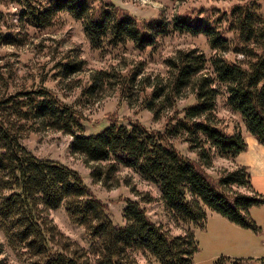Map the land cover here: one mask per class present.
Listing matches in <instances>:
<instances>
[{
	"label": "trees",
	"instance_id": "16d2710c",
	"mask_svg": "<svg viewBox=\"0 0 264 264\" xmlns=\"http://www.w3.org/2000/svg\"><path fill=\"white\" fill-rule=\"evenodd\" d=\"M0 45L14 42L15 35L1 25ZM28 14L40 26L48 25L58 11L81 20L84 33L94 48L116 46L131 41L136 48L153 46L158 35L172 31L203 33L210 45H226L239 55L206 59L196 48L179 49L166 57L167 77L148 85L144 107L154 116L172 108L190 89L194 102L173 116L163 131L145 127L138 121L127 124L110 120L94 133L85 134L80 114L44 86L27 88L0 97V231L8 248L23 264H138L134 253L141 252L156 264H193L197 243L194 228H203L207 212H215L242 228L260 231L251 218V206L264 205V194L251 186L245 165L221 169L215 177L205 168L214 156L233 159L247 148L246 135L264 146V13L259 0H242L221 10L216 17L206 12L184 14L170 22L139 20L111 0H49ZM62 76L82 69V59L61 61ZM139 65L131 73L119 75V90L127 94L143 79ZM116 75L97 70L90 76L89 93L101 88ZM142 78V77H141ZM128 92V93H127ZM224 96L225 105L237 114L244 130L225 129L212 121L216 100ZM24 121L72 136L69 148L83 155L91 165L90 177L104 186L114 179L120 166L137 172L154 183L163 206L183 232L172 234L153 221L140 200L125 199L122 224H114L107 207L96 198L79 173L71 167L41 158L20 143ZM171 122V121H169ZM186 134L197 148L196 157L181 153L171 141ZM246 187V192L233 189ZM64 205L70 220L85 226L89 248L78 247L64 235L47 214L48 209ZM4 247L0 242V255ZM264 264V256L217 257L213 264ZM0 264H6L0 258Z\"/></svg>",
	"mask_w": 264,
	"mask_h": 264
},
{
	"label": "rangeland",
	"instance_id": "374dc122",
	"mask_svg": "<svg viewBox=\"0 0 264 264\" xmlns=\"http://www.w3.org/2000/svg\"><path fill=\"white\" fill-rule=\"evenodd\" d=\"M3 17L1 25L15 35L14 42L0 45V97L19 93L27 88L44 86L57 95L64 103L72 106L81 116L84 133H94L108 125L110 120L127 124L138 121L145 127L163 131L173 116H181L183 107L194 102L190 89L183 91L175 106L160 110L157 116L144 107V97L151 85L158 79L167 77L164 63L166 57L174 55L179 49L196 48L206 59L214 56L236 57L226 45L212 47L210 38L203 33L172 31L158 35L153 46L136 48L131 41L116 46L94 48L87 39L81 20L72 17L66 11H58L48 25L36 24L28 14L29 5L35 10L49 0H1ZM117 7L128 11L139 20L162 19L170 22L176 16L199 13L216 17L221 10L242 0H111ZM264 13V0H259ZM82 59L80 71L64 77L61 74L60 62L66 59ZM142 65L137 83L128 96L122 93L119 86V75L131 73ZM110 70L116 76L101 88L89 93L87 86L90 76L97 70ZM142 77V78H141ZM171 121V122H169ZM212 121L231 130L244 126L237 114L225 105L224 96H218ZM20 132V143L31 153L41 158L59 161L76 170L92 194L107 207L114 224H122V209L125 199H142L147 195L151 200L141 201L148 216L168 228L174 234L183 232L185 226L175 223L167 214L160 199L157 186L143 179L133 169L120 166L107 186L90 177V163L84 161L83 155L72 152L69 143L72 136L61 130L43 126L38 121H24ZM246 137V136H245ZM186 134L179 133L171 138L175 147L183 154L195 158L197 148ZM229 160L214 156L205 171L212 177L221 169L228 168ZM252 188L264 194V180H251ZM233 189L246 192V187L232 186ZM251 218L261 227L260 231L242 228L219 214L208 218L207 226L194 228L193 235L197 251L193 255V264H213L220 256L250 257L264 254V205L251 206ZM47 214L56 227L70 238L78 247L89 248L85 226L73 223L62 204L48 209ZM215 219L222 221L217 222ZM215 222V223H214ZM219 223V224H218ZM0 242L4 247L6 264H23L15 253L7 247L3 233L0 231ZM138 264H156L135 252Z\"/></svg>",
	"mask_w": 264,
	"mask_h": 264
},
{
	"label": "crops",
	"instance_id": "0c3cea01",
	"mask_svg": "<svg viewBox=\"0 0 264 264\" xmlns=\"http://www.w3.org/2000/svg\"><path fill=\"white\" fill-rule=\"evenodd\" d=\"M245 140L247 143L246 150L240 152L233 159H228L230 162L229 163L230 166H228V168H232L235 165H245L247 167V171L251 175V180L253 179L264 180V146L259 144L256 141V139L250 135H246ZM249 212L251 214V211ZM213 214H217V213L212 211L207 212V220L205 226H207L208 224V218L210 216L213 218L214 216ZM215 220L219 223L222 222L219 219H215ZM263 256L264 254L257 257H263ZM250 257L256 258V256H250ZM252 264H259V263L257 261H253Z\"/></svg>",
	"mask_w": 264,
	"mask_h": 264
}]
</instances>
